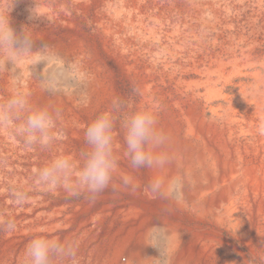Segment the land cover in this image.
<instances>
[{"label": "bare ground", "instance_id": "6f19581e", "mask_svg": "<svg viewBox=\"0 0 264 264\" xmlns=\"http://www.w3.org/2000/svg\"><path fill=\"white\" fill-rule=\"evenodd\" d=\"M116 1L102 2L113 9ZM228 1L219 0L215 4L211 0H182L193 13L194 23L183 30L179 23H174L172 25L177 28L164 33L168 42L170 40L165 61L159 64L150 59L140 63L139 52L134 51L135 61L120 67V72L136 84L140 110L154 111L158 127L170 137L163 149L155 151L168 152L174 162L162 170L134 169L124 154L125 145H120L123 144L121 138L113 135V154L118 168L110 186L95 201L88 199L79 204L76 215L70 218L58 216L67 204L55 203L50 205L48 212L42 211V204L32 192L28 202L16 206L24 212L19 221L13 219L15 230L6 231L0 241V264H25L24 251L34 236L29 222L43 225L47 230L45 237L75 242L78 264H150V260L140 257L157 256L158 253L143 246L142 238L150 224L161 222L180 235L174 245L173 264H253L254 260L264 264V138L259 134V128L264 126V57L257 58L249 52L254 44H249L248 51L241 47L236 51L242 41L256 42L255 32H241L238 38L234 33L220 30ZM156 3L149 0V6ZM255 3V15L262 16V21H258L257 16L249 17L254 29L264 24V0H255ZM124 9L114 7L109 15L99 13L98 28L106 43L114 41L132 51L135 49L132 39L138 35L158 38L162 23L156 22V14L149 13L140 18L138 15L145 7L139 0L125 3ZM206 10L212 14L211 18L203 14ZM123 25L130 26L134 36L125 37L128 31H123ZM28 31L40 44L43 41L57 52H63V43L58 36L33 29ZM72 41L66 56L84 62L82 71L84 66H90L87 106L94 116L99 112H110L115 98L114 70L100 65L93 50L81 39L77 37ZM175 43L208 46L212 51L198 58L195 46L190 51L192 55L195 53L191 61L177 63L175 59L179 58L180 52ZM153 48L149 44L143 47L150 57ZM6 80L13 89L9 75ZM29 101L34 107L45 108L52 102L58 103L59 107L65 102H73L67 96L50 95L40 87ZM75 149L70 145H51L39 162L44 165L55 156H66L79 166L81 151ZM180 171L191 174L182 201H167L149 191L148 184L154 177H169ZM122 176L130 178L129 186H124ZM29 182V187H35L33 179ZM37 211L45 213L42 220L37 219ZM69 224L73 225L72 231L60 230ZM105 225L111 229L104 230Z\"/></svg>", "mask_w": 264, "mask_h": 264}, {"label": "clouds", "instance_id": "9594fccd", "mask_svg": "<svg viewBox=\"0 0 264 264\" xmlns=\"http://www.w3.org/2000/svg\"><path fill=\"white\" fill-rule=\"evenodd\" d=\"M15 0H8L0 11V73H7L13 87L5 102L0 103V127L10 129L25 148L39 146L49 149L55 140L53 128L60 118L59 109L50 111L45 107H34L27 93L19 91L22 75L16 65L23 58H31V70L42 91L56 95L66 88H83L78 80V66L65 61L60 53L41 41L36 47L32 35L25 27L17 32L10 24V12ZM29 19H34L31 16ZM43 67H40V66ZM119 109L121 104L113 102ZM125 145V156L134 169L162 170L174 162V157L163 149L170 137L158 127V117L154 111L138 110L127 115L121 124ZM114 119L110 113L98 115L86 127L84 140L87 148L80 153L77 162L66 156H55L43 166L34 169L33 183L43 191L63 189L70 197L85 194L95 201L112 183L118 168L113 154ZM264 135V126L259 128ZM124 186H129L128 176L121 177ZM191 174L180 171L175 175L156 176L148 184L149 191L164 200L179 202L184 199L185 188ZM11 198L17 206H23L31 198L27 192L13 188ZM15 221L11 218L0 221V230L14 231ZM178 233L161 223L150 224L144 232L141 244L154 249L157 256L140 257L150 264H173V251ZM264 244V241H262ZM25 264H78V245L70 240L61 241L45 236H33L24 251Z\"/></svg>", "mask_w": 264, "mask_h": 264}, {"label": "rangeland", "instance_id": "374dc122", "mask_svg": "<svg viewBox=\"0 0 264 264\" xmlns=\"http://www.w3.org/2000/svg\"><path fill=\"white\" fill-rule=\"evenodd\" d=\"M7 1L8 0H0V11L3 10V5ZM102 1L103 0H25V1L15 0L13 8L9 14L10 20H12L10 21L12 22L10 24H12L11 26L16 31L18 30L17 32L21 31L22 28L25 27V31L27 30V32H29L28 29L30 30L33 29L35 30V32H44L47 34L50 33L51 36L52 35L58 36L59 40L61 39L60 40L61 43H63V52L60 53L61 57L65 61H70V62L75 63L80 70L77 76V79L82 80L83 85H84L83 88L82 89L81 88H66L64 92L59 93V95H62V97L67 96L73 102L70 101L72 102L70 104L65 102V104H63L64 107L63 106L59 107L58 103L54 104L52 102V104L51 103L49 104L50 106L47 105L48 107H46L50 111L59 109L61 113V116L59 118L60 120L58 119L56 121V125H54V128H53V133L54 135L56 134L55 140L52 143L53 147L54 145H57V146L70 145V147L72 148L76 147L78 152L84 151L87 148V145L84 140V132H85L86 127L98 115L104 113V112H99L97 116H94V114L90 111L89 106H87L88 104V101H87L88 89L87 88H88V85H89L88 83L90 82V78H91L90 66L83 65L85 69H83L82 71L81 65L84 62L75 60V58L69 59V57L66 56L65 53H67L69 49H71V45L74 43L72 40L76 39L77 37L81 39L84 42L85 46L87 45L91 51L93 50V52L95 53L93 54L96 56L97 61L99 62L100 65L114 70V74H115L114 97L115 98H113V102L114 101L119 102L121 104V107L119 109H116L113 107V103H112L111 111L108 113H110L114 119V128H113L112 134L117 135V138H121L123 144H120V145H124L123 129L121 127L122 121L127 115L140 110L139 108L140 102L138 100V91L136 88V84L134 83V81H132L130 77L120 72L121 65L126 62L135 61V57H132L134 55V51L139 52L138 54L139 56L137 57V59L139 58L138 61H140V63L144 61L146 62V60H150V59L155 60L156 63L164 62L165 58L167 57V49L169 48L168 44L170 43V40L168 42V39L164 33H168L171 29H176L177 26L172 25L174 23H179L181 30L188 29L190 24L194 23V17L192 16L193 13L189 11V8L184 5L185 3H183L182 0H155V2H157L156 5L154 4L150 6H149V0L147 1L139 0L140 5L142 4L145 7V10L143 11L141 15H138V16L142 18L143 16L149 13H154L157 15L156 22L158 24L159 23H162V24H159L161 27H160L158 38L151 39L149 38L148 34L138 35L136 38L132 39L133 42L135 43V49L130 51L126 49V47H123V46L120 47L119 43L116 45L114 41L106 43L105 41L106 39L103 33L101 32L100 28H98L99 27L98 18L102 12H105L108 15L111 14L114 7L118 10L121 9L122 11H125L126 10L124 9L125 3L130 2L131 0H117L112 5L113 9L109 8V6L107 8V6H105ZM211 1L217 4L219 0H211ZM227 5H228L227 6L228 8H226V10L224 11V14H223L224 20L222 19L223 24L220 26L221 28L220 30L224 29L223 31L229 34L234 33L237 35L238 38H240L238 34L241 32H245L246 34L255 32V35L257 36L258 40L256 42H252V40L250 39L242 41L239 44V47L236 48V51H239L240 47L243 48L245 51H248L247 47L249 46V44L250 45L254 44L253 47L250 46L252 48V51H249V52H251L252 55H254L255 57L263 59L264 57V24L257 25L258 27L254 29L250 19H248L251 16H257L255 15L257 11L255 0H229L227 2ZM26 6L28 7L26 8ZM31 14L34 17V19H29V16H31ZM203 14L205 15L206 18H211V15H212L209 10H206L205 13ZM257 18H258V21H262V16H257ZM47 20L49 23H46ZM55 20H58V21H55ZM20 23L22 25H20ZM122 28H123V31H128V34L125 37H130L132 35L134 36L132 32V28L130 26L123 25ZM198 34L200 35L201 32H198ZM35 41L37 43L36 47H39L40 46L39 40H35ZM144 44H149L151 47H154L152 50L151 57L148 51H147L148 53L144 51L143 49ZM175 44L177 48L179 47V52H180L179 58L175 59L177 63L178 61H185V60L186 62L191 61L195 57V53L192 55L190 51L194 50V48H196L195 46H197L196 49L198 50V55H199L198 58L200 57L201 54L208 55L212 51L211 50L212 48L211 47L208 48V46H198V45L184 46V45H178L179 43H175ZM138 45L140 48L138 47ZM155 46H156V49H155ZM215 51H217V49ZM126 52L128 53L126 54ZM171 60L173 61V63H175L174 59H170V61ZM31 64H32L31 58H23L18 61L17 66H16L22 75V80L20 81V86L18 90L24 93H27L29 97H32L34 93H37L40 87L37 79L33 76V73L31 70ZM40 67H43V66L41 65ZM7 75H8L7 73H0V94L2 93L0 95V103L5 102L6 99L9 97V95L13 91V89L9 87L8 82L6 80ZM32 76L34 78H32ZM5 96L7 97L4 98ZM65 105L66 106L69 105V106L66 107ZM66 108L67 109L69 108V109L67 110ZM63 111L65 112V114ZM89 113L91 115H89ZM262 138H264V135L262 136ZM113 147H114V141H113ZM47 151H49V149H41L39 146H35L33 148H25L22 142L12 134L10 129L0 127V221H3L4 219H7V218H11V219L15 218V220L19 221L24 212L22 210L16 209L17 205L13 202L11 198V189L13 188L23 190L27 192L29 196L33 195L32 192H34L37 197L38 202L42 204L41 205L42 211L48 212L49 207H51L52 204L54 205L55 203L64 204V205L67 204L65 206L64 212L58 215L59 217L70 218L71 216H75L77 212V207L80 206L79 204L84 203L86 200H88L85 194H81L80 196H77V197H70L63 189H60V190L56 189L54 191H43L36 187H29L30 186L29 181L33 179V171L34 169H37L42 165L39 161L41 160V157L44 156V154ZM43 201H46V203ZM38 211H37V214H38L37 219L42 220L45 217V213L43 214ZM29 223L33 227L32 232L34 236H37L39 234H40L39 236H45L47 234V230L44 229L43 225L37 226V225H33L32 222H29ZM90 224L94 225V222ZM61 229L72 231L73 225L69 224L66 227L60 228V230ZM103 229L108 231L111 229V227L108 225H105L103 226ZM5 234H6L5 230H0V241L4 238ZM252 263L259 264L256 260L252 261Z\"/></svg>", "mask_w": 264, "mask_h": 264}]
</instances>
